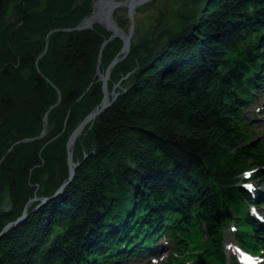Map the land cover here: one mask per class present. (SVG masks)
<instances>
[{
    "label": "trees",
    "instance_id": "obj_1",
    "mask_svg": "<svg viewBox=\"0 0 264 264\" xmlns=\"http://www.w3.org/2000/svg\"><path fill=\"white\" fill-rule=\"evenodd\" d=\"M7 1L0 0V18ZM43 2L21 1L19 21L0 37V153L33 139L4 160L18 207L12 214L8 203L0 230L22 215L35 192L52 197L68 179L67 155L56 163L55 153L62 146L67 152L69 136L103 98L98 58L111 33L94 26L47 40L92 9L72 8V0ZM58 9L69 14L57 23L51 14ZM193 18L147 56L132 44L112 71L109 89L120 83L116 102L76 141L74 161H81L74 179L0 238V264H115L134 256L123 250L133 239L145 233L153 241L172 230L180 259L203 250L204 264H224L232 221L246 249H264V224L247 213L251 205L264 208V138L245 124L244 110L264 85V0H203ZM121 47L119 39L106 45L102 73ZM47 113L58 114V132L42 154L32 148L33 163L22 162L24 149L42 142L36 138ZM43 167L57 177L42 181ZM245 171H253L254 196L239 184Z\"/></svg>",
    "mask_w": 264,
    "mask_h": 264
},
{
    "label": "rangeland",
    "instance_id": "obj_2",
    "mask_svg": "<svg viewBox=\"0 0 264 264\" xmlns=\"http://www.w3.org/2000/svg\"><path fill=\"white\" fill-rule=\"evenodd\" d=\"M21 1H23V0H8L7 1V4H6L7 6L4 9L2 17L0 18V37H2V35H4L5 37H8L9 27L13 24H16L19 21V15L17 12H18V7L21 4ZM96 1L97 0H72V8H77L80 6H85V7L88 6L93 11L94 4ZM116 1L123 2L126 0H116ZM68 4H70V1H68ZM43 5H44V7H46V6L48 7V5H49L48 0H44ZM202 6H203V0H154L152 3H149L147 5L140 7L137 10V13L135 16L136 33H135L134 38H133V45L142 46L141 56H147V54L149 53V51L151 49L158 51L162 47L163 43H165L167 41L170 33L178 32L187 23L193 21V19L195 18V17L193 18V16H195V13H198V10ZM34 9H35L34 4H30V6L28 7V10H30L32 12ZM68 14H69L68 12L61 11L60 9H58L56 14H51V17L53 15L54 19L57 20L56 22L58 23V22H60V19H63V21H64V18L67 17ZM114 14H115L114 17L117 20L119 26L122 27L126 32H128L129 27H130V21L128 19L127 8L124 7V8L117 9ZM58 17H59V19H58ZM94 26H99L100 28H102L99 24H95ZM102 29H104V28H102ZM55 33H57V32H55ZM109 37L110 36H108L107 39ZM34 39H39V37H34ZM117 39H119V38H117ZM119 40H121V39H119ZM48 46H49V44H48ZM48 46L46 45V49H45L44 53L40 56L45 55V53L48 49ZM38 59H40V58H38ZM101 87H102V85H101ZM263 99L264 98H262V96H260V98L257 99L255 104H257V105L262 104V106H263L264 105V103L262 101ZM101 102H102V100H101ZM255 104H253V105H255ZM57 105L58 104H56V106ZM96 107H94L92 109V111ZM254 108H253V110H254ZM261 110H262V114L260 112H256L254 114L257 115V116H255V118H257L256 121L258 122V125L260 127H263L264 126V106L262 107ZM46 115H47V127H48V129H47L45 135L41 137L42 139L40 138V136L37 137V139H40L42 142H40V143L35 142L34 144H29L30 146L27 145L28 147H27V149H24V151H27L28 155L26 156L25 159L24 158L22 159V162H31L32 161V163H33L35 161V158H34V151H32V148H34L36 151H39V153L42 154L41 152H43L45 150L44 149L45 147H43V145H46L48 143L49 137L53 136L55 133L58 132L59 127H60L59 123L57 122L58 114L52 113L50 115V113L49 114L47 113ZM54 139H52V140H54ZM24 140H30V138H25V139L19 140V141L14 143L13 148H10V149L7 148V149H9V151H11V150L17 149V147L19 145H21L22 143H28V142H23ZM51 150L53 151V153H55V148L53 146H51L49 148V151H51ZM66 150H67V145H66ZM9 151L6 154H4V153L2 154V151L0 153V214H2L1 215L2 218L7 217L6 218L7 220L4 221L6 223L8 222V217H9V216H6L9 213L6 211V206L8 205V203L12 204V214H13V211H15L16 208L18 207V206H16V204L13 205V200L11 198L12 194L10 191L11 188L9 187L10 179L9 180L7 179V176L4 174V169H3L4 160L8 159L10 157V156H8ZM82 153H83L84 157L88 154L87 147L83 148ZM55 154L57 155L56 163L65 160V156L67 155V152L65 151V147L62 146L60 152L55 153ZM78 157H79L78 159H80L79 155H78ZM38 158H39V156H38ZM52 158H54V157H52ZM80 161L81 160H78V163H80ZM47 169H49V168L43 167V169H39L40 172L37 174V176L42 181H46L49 176L53 177L52 180L57 177L56 172L50 171ZM30 172H31V170L29 171V173ZM32 173H33V168H32ZM18 195H20V194H18ZM38 198H51V197H40L38 192L37 193L35 192V196L33 199H38ZM33 199H31L29 202L25 203L23 208L25 209L28 206V211L36 210V207L38 208L41 205V203L38 200L36 201ZM262 210L263 211L261 212V214L263 217L264 208H262ZM23 212H22V214H23ZM19 217L20 216H18V218ZM4 227L0 230V232L4 229ZM180 255L181 254H179V253L177 254L178 260L180 259L179 258Z\"/></svg>",
    "mask_w": 264,
    "mask_h": 264
},
{
    "label": "water",
    "instance_id": "obj_3",
    "mask_svg": "<svg viewBox=\"0 0 264 264\" xmlns=\"http://www.w3.org/2000/svg\"><path fill=\"white\" fill-rule=\"evenodd\" d=\"M153 1L154 0H126V1L121 2V1H116V0H97L94 4L92 13L86 16L76 27L71 28V29H56L48 35L47 40L49 39L50 35L55 32H73V31H82L85 29H93L94 25L92 24V22L94 23V21L97 18L103 19L105 23L109 25L110 28H107L99 24L102 28H104L105 30L111 33L110 37L107 40H105V42L103 43L100 54H99V58H98L97 76L99 77V81L102 83V91H103L102 102L84 118V120L73 130L72 134L70 135L67 141V164H68V169H69V177L61 185V187L56 191L54 196H52L51 198L33 199L36 201L38 200L41 203V205L47 203L51 199H54L58 195H60L63 192V190L70 184V182L74 179L76 169L80 166V163L74 161V146L76 144V141L89 125L92 126L93 122L96 120L98 116L103 114V112H105L108 108H110L116 102L118 98V93L116 92V90L118 89L120 83L114 85L111 90L109 89V82L111 79L112 71L119 63L124 61L130 54L131 47L133 44V38L136 33L135 16H136L137 10L144 5L152 3ZM124 7L127 8L128 19L130 21V27H129L128 32H126L122 27L119 26L117 20L114 17L115 15L114 13L116 9H120ZM117 38L122 40V47L120 51L116 54L114 59L110 62L108 67L106 68L105 73L102 74L100 71V66L102 63V53L106 45L114 41ZM133 73H135V70L129 72L125 76V78H128ZM60 101H61V98H59V101L57 104H59ZM55 106H53L51 109H53ZM47 129L48 127H47V115H46L44 118V130L41 133L40 138L45 135ZM32 140L33 139L24 140L23 142H30ZM87 157L88 155H86L84 158L86 159ZM28 216H29V213H28V206H27L24 209L23 214L19 218H17L15 221L9 222L4 227V229L0 232V238L6 235L13 228L25 222Z\"/></svg>",
    "mask_w": 264,
    "mask_h": 264
},
{
    "label": "bare ground",
    "instance_id": "obj_4",
    "mask_svg": "<svg viewBox=\"0 0 264 264\" xmlns=\"http://www.w3.org/2000/svg\"><path fill=\"white\" fill-rule=\"evenodd\" d=\"M117 10V9H116ZM93 25L95 24H101L103 25L104 27H107V28H110L109 25L107 23H105V21L101 18H97L94 23L92 22Z\"/></svg>",
    "mask_w": 264,
    "mask_h": 264
},
{
    "label": "flooded vegetation",
    "instance_id": "obj_5",
    "mask_svg": "<svg viewBox=\"0 0 264 264\" xmlns=\"http://www.w3.org/2000/svg\"><path fill=\"white\" fill-rule=\"evenodd\" d=\"M101 71V70H100ZM102 73V72H101ZM102 74H104V73H102Z\"/></svg>",
    "mask_w": 264,
    "mask_h": 264
}]
</instances>
